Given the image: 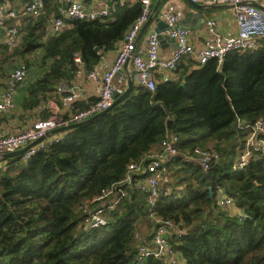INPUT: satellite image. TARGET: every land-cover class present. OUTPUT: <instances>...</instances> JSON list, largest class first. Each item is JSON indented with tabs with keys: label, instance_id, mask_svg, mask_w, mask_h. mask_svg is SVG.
<instances>
[{
	"label": "trees",
	"instance_id": "obj_1",
	"mask_svg": "<svg viewBox=\"0 0 264 264\" xmlns=\"http://www.w3.org/2000/svg\"><path fill=\"white\" fill-rule=\"evenodd\" d=\"M116 10L95 21L65 20L71 27L47 42L42 37L50 11L28 19L17 48L0 46V87L19 64L26 66L20 107L33 111L59 86H71L78 69L74 55L92 71L141 15L140 4ZM185 59L176 80L160 82L153 92L134 84L130 96L105 115L66 131L28 160L21 155L3 162L0 264H164L134 261L136 236L150 243L142 236H153L156 227L138 188L145 177L124 180L129 166L159 148L167 134L179 137L182 156L164 165V186L169 183L172 194L159 199L155 212L184 230L173 236L174 250L186 264H264V156L235 168L247 127L264 120V48L230 53L221 67L211 60L191 70ZM73 106L87 108L81 101ZM197 148L219 156L208 172L184 156ZM113 186L115 195L107 200L112 206L103 211L107 225L85 230L83 206ZM219 189L240 214L219 207Z\"/></svg>",
	"mask_w": 264,
	"mask_h": 264
},
{
	"label": "built area",
	"instance_id": "obj_2",
	"mask_svg": "<svg viewBox=\"0 0 264 264\" xmlns=\"http://www.w3.org/2000/svg\"><path fill=\"white\" fill-rule=\"evenodd\" d=\"M59 1L63 6L60 10L62 18L54 20L51 26V35L47 34L44 42L49 39V35H59L71 27L65 20L70 22L95 21L110 18L116 8H132L136 4H140L141 15L127 30L113 64L104 73H100L97 69L87 72L89 78L95 83L99 94L98 99L89 104L86 109L74 111L73 103L79 98L78 90L68 84L59 86L58 93L63 96L62 106L68 110V115L62 117L55 114L45 120L37 119L31 127L17 134H6L0 129V159L5 154L22 150L43 139L22 154L23 160H28L63 138L65 132L52 135L53 131L85 122L109 110L114 104L115 95L122 96L128 88L127 77L121 75L128 62L133 67L131 74L133 83L141 89L153 92L160 82L167 83L172 80V75L178 64L185 58L195 61L196 66L199 67L206 65L211 60H215L218 67H221L230 53L255 52L264 48V10L261 9L264 7V0H189L192 4L208 7L230 6L233 10L234 24L238 27L235 36L216 34L213 43L207 42L199 50H196L190 43V31L180 26L181 19L179 16L169 11H163L160 20L168 24L169 30L161 33V35H167L178 43V48L169 58L160 56L161 42L156 31H152L148 35L146 56L137 51V38L152 16L154 0H117L113 8L108 7L102 10L90 9L87 6L89 0ZM45 5V0H29L22 15L37 20L44 13ZM20 19V15L11 7L9 0H2L0 3V46L4 45L10 49H15L22 43L23 34ZM11 20L15 24L6 28V24ZM207 26L216 31L219 28V23L208 21ZM3 30L4 35H2ZM74 61L78 67L75 76L81 77L86 73L81 55L76 53ZM27 77L28 68L24 65L16 67L11 72L6 87L0 95V119L5 114L15 110V95ZM247 128L249 132L245 146L235 165L237 170L245 169L254 155L264 156V120H258ZM179 140L177 135L167 134L159 151H151L141 162L132 163L128 168V175L124 180L126 184H131L135 175L145 177L144 182L138 183V188L146 195L149 207L148 216L156 227L150 243L139 240V236H136L138 244L134 254L135 262L154 259L164 264H186L174 250L172 244L173 236L176 239L180 238L184 234V230L173 221L158 217L155 212L159 199L172 194L171 188L164 186L166 182L164 165L174 158L182 156L177 147ZM184 156L199 165L204 172H208L213 164L219 160L215 151L200 148L195 149L192 155L184 154ZM3 166L4 163H1L0 169ZM119 193L121 197L126 196L125 189L120 190ZM114 195V186L103 189L98 197L83 206V211L86 214L83 221L85 230L98 229L107 225L103 211L112 206L107 200L113 198ZM217 196L221 209L235 208L234 200L223 189L218 190Z\"/></svg>",
	"mask_w": 264,
	"mask_h": 264
},
{
	"label": "crops",
	"instance_id": "obj_3",
	"mask_svg": "<svg viewBox=\"0 0 264 264\" xmlns=\"http://www.w3.org/2000/svg\"><path fill=\"white\" fill-rule=\"evenodd\" d=\"M48 1V0H47ZM117 0H89L87 2V6L90 9L102 10L106 8H113L114 4ZM2 0H0V3ZM29 0H9L11 7L20 15L21 24L28 22L30 17L23 16L22 14L25 12L28 6ZM157 0L153 1V10ZM45 11L40 16V18H44L48 11H50V18L46 24L45 34L42 39L44 40L47 34L51 32V26L55 19L62 18L60 10L63 8L62 4L59 0H49L46 2L45 0ZM199 5L201 8H194L187 0H164L158 12L153 17V20L145 25L143 30L140 32L137 38V51L141 52L143 56L147 54V38L150 32L155 31L157 28L158 22L157 19H160L163 11H169L179 16V18L184 20L186 19V23L189 28L187 30L190 31V43L194 46L196 50L201 49L207 42L213 43L215 41L216 34L220 36H235L238 32V27L234 24V15L233 10L228 5H217V6H206ZM117 9V8H116ZM113 13H116V10ZM153 14V12H152ZM190 16V17H188ZM39 18V19H40ZM65 20V19H64ZM68 21V20H67ZM161 21V20H160ZM208 21H215L219 23V28L214 31L207 26ZM66 22V21H65ZM14 21L11 20L6 24V28L14 25ZM51 35V34H50ZM49 35V39L52 36ZM48 41V40H47ZM46 41V42H47ZM122 41L118 42L115 45V48L102 56L99 64L95 67L100 73H104L109 66L113 64L115 61L120 45ZM175 47L174 44L170 40H165V42L160 46V56L163 58H169L174 52ZM184 65H190V69H194L196 66V62L193 60L185 59L183 62ZM23 65V64H19ZM133 72V67L131 63L127 65L123 72L122 76H126L127 80L131 76ZM178 78V73L174 72L172 75V80H176ZM25 84V83H24ZM6 85V84H5ZM0 87V95L6 86ZM71 86L75 87L78 90L79 98L76 100L84 103V106H88L89 104L95 102L98 99V92L95 86V83L89 78L88 73H84L81 77H76L73 80ZM24 88V85L18 90L15 95V110L11 113L5 114L0 119V129L6 134H17L22 132L29 127H31L32 123L37 119H46L42 114L43 112L49 114L51 116L58 114L62 117L68 115V110L63 108L62 106V95L58 92H55L51 95V97L40 105L37 108H34L33 111H26L20 107L22 102V98L20 97V91ZM74 107V106H73ZM79 107V106H77ZM85 107V108H86ZM74 111H78L77 108ZM160 147L154 149L153 151H159ZM0 164L4 161L0 160ZM237 213H241V211L235 207L232 209ZM146 231H148L146 229ZM143 239L151 240L152 231L148 233V235H143Z\"/></svg>",
	"mask_w": 264,
	"mask_h": 264
},
{
	"label": "water",
	"instance_id": "obj_4",
	"mask_svg": "<svg viewBox=\"0 0 264 264\" xmlns=\"http://www.w3.org/2000/svg\"><path fill=\"white\" fill-rule=\"evenodd\" d=\"M187 1H188V2H189L194 8H196V9H200V8H201V7H200L199 5H197V4H192L189 0H187ZM163 2H164V0H157L156 4H155V6H154L153 14H152V16L150 17V22L153 20V17H154L155 14L158 12V10H159V8L161 7V5H162ZM261 9L264 10V7H261ZM188 17H190V16H188ZM156 21L158 22V24H157V28H156L155 31L159 34V40H160V42H161V45L165 42V40H170V41L174 44L175 49H177V48H178V43L176 42L175 39L170 38V37L167 36V35H164V36L161 35V33H164V32H166V31L169 30V26H168V24H167L166 22H164L163 20L160 21V19H157ZM180 26H181L182 28H184V29H188V28H189L188 24L186 23V19H185V18H184V20H182V21L180 22ZM4 33H5V32H4V30H3V31H2V35H4ZM97 51H100V50L97 48ZM129 64H130V62H128V63L126 64V66L129 65ZM126 66H125V67H126ZM133 86H134L133 79H132V77L130 76V77H129V80H128V88H127L126 92H125L122 96L115 95V101H114V104L112 105V107H111L109 110L104 111V112H102V113H100V114H98V115H96V116L90 118L89 120H87V121H85V122L78 123V124H73V125H71V126H69V127H65V128H62V129L55 130V131H53L51 134L54 135V134H59V133H61V132H66V131H68V130H71V129L77 128V127L81 126V125L84 124V123L92 122V121H94L95 119H97L98 117L105 115V114L108 113L111 109H113L116 105L120 104L121 102H123L124 100H126V99L130 96V94H131L132 91H133ZM48 136H49V135H48ZM41 141H43V139L38 140V141L32 143L31 145H29L28 147H26V148H24V149H22V150H19V151L13 152V153L5 154V155H3V156L1 157L0 160H2V161H6V160H8V159H10V158L17 157V156H21V155H22L23 153H25L29 148H31L32 146L36 145L37 143H39V142H41ZM95 211H96V210H95Z\"/></svg>",
	"mask_w": 264,
	"mask_h": 264
},
{
	"label": "rangeland",
	"instance_id": "obj_5",
	"mask_svg": "<svg viewBox=\"0 0 264 264\" xmlns=\"http://www.w3.org/2000/svg\"><path fill=\"white\" fill-rule=\"evenodd\" d=\"M208 147H211V148H212V146H208ZM168 182H172V180H171L170 177L168 178ZM168 185H169V183L166 184V187H169ZM169 188H171V186H170ZM142 228H144V229L147 228V225L143 224V225H142ZM139 234H140V233H139Z\"/></svg>",
	"mask_w": 264,
	"mask_h": 264
}]
</instances>
